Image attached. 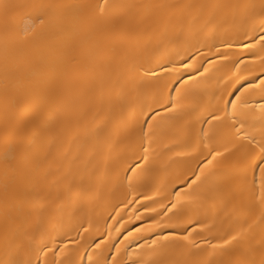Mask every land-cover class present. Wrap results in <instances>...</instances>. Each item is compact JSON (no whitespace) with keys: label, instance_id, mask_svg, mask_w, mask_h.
I'll use <instances>...</instances> for the list:
<instances>
[{"label":"bare ground","instance_id":"1","mask_svg":"<svg viewBox=\"0 0 264 264\" xmlns=\"http://www.w3.org/2000/svg\"><path fill=\"white\" fill-rule=\"evenodd\" d=\"M30 2L0 0V264H264V0Z\"/></svg>","mask_w":264,"mask_h":264},{"label":"snow or ice","instance_id":"2","mask_svg":"<svg viewBox=\"0 0 264 264\" xmlns=\"http://www.w3.org/2000/svg\"><path fill=\"white\" fill-rule=\"evenodd\" d=\"M20 6L32 8L36 15V18L41 22H43L44 18L48 15L51 10L57 7L53 0H32V2ZM260 83L264 84V79L260 80Z\"/></svg>","mask_w":264,"mask_h":264}]
</instances>
